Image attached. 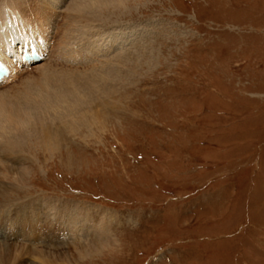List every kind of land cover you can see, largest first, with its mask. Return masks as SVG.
<instances>
[{
    "label": "rangeland",
    "instance_id": "374dc122",
    "mask_svg": "<svg viewBox=\"0 0 264 264\" xmlns=\"http://www.w3.org/2000/svg\"><path fill=\"white\" fill-rule=\"evenodd\" d=\"M17 1L33 22L49 13L51 46L69 8L101 48L99 37L135 36L96 74L120 82L107 104L117 117L101 126L102 105L84 104L73 129L8 145L0 264H264V0ZM13 22L0 35L40 31ZM86 209L95 221L72 223ZM99 213L117 219L114 244L67 256L105 225Z\"/></svg>",
    "mask_w": 264,
    "mask_h": 264
},
{
    "label": "bare ground",
    "instance_id": "6f19581e",
    "mask_svg": "<svg viewBox=\"0 0 264 264\" xmlns=\"http://www.w3.org/2000/svg\"><path fill=\"white\" fill-rule=\"evenodd\" d=\"M104 1L105 0H96V2L101 4ZM20 3L21 2H18L17 0H6L1 3L0 27L3 23L7 26V19H12V22L14 20L18 21L24 27H33L34 25H37L40 31L34 27L30 29V32L20 31L21 33L18 35H15L16 33H6L5 29V31L3 30V32H1L0 60L4 61L9 67V74L0 82V89H2V86H5L4 84L8 86L17 81L20 74L22 75L30 65H35L31 69L35 68L37 74L35 76H21L19 78L20 86H17L19 87L18 90L15 88L16 85H9L7 88L0 90L1 165H6L8 160V157L6 156V152L10 150L8 145H12L14 142L19 143L23 141L21 139H24L26 134H37V131H40L41 128L52 127V130H54V128L61 122L64 125L71 124L73 122L72 119H74H69L71 114L74 112L78 113L80 108L81 112H84L83 114H87L86 111H83L82 109L84 108V104H89L90 106L92 104L102 105V116H100V118L97 117L98 124H101V126L106 125L108 116L117 117L119 112L108 110L107 104L109 100L108 97L113 95H111V91L115 93L114 88L119 85L120 82L116 77H112L111 80L109 75L100 80V77L96 74L100 73L101 75H104V70L108 68L110 61L108 62L107 60L104 62V57L114 53L125 52L127 43L124 44V38L130 40L134 39L135 36V34H131L132 36L129 34L125 36L121 35L119 37L113 33V37H110L111 39H108L107 41L104 36L99 37V40L103 39L101 41H104L102 45L103 48H101L100 45L92 42V37L96 38L99 36V33H97L92 27H83L81 24L83 23V20H80L81 18H79V16L73 15L71 12L68 14L69 10H71L69 8L65 15L64 24L60 30L58 29V32H56L54 36L52 35V40L57 39V44L55 40L54 46H51L49 45V43H51V34L48 28L49 24H46L47 20L45 21V18L49 13L43 10L42 7H39L37 10L38 16H34L37 20L36 22H33L30 19H27V15H23L20 11ZM78 3L79 2H77V4ZM77 6L79 7V5ZM80 6L82 5L80 4ZM86 6L88 7V5ZM12 24H14V22ZM10 29L14 32L13 28ZM83 33L87 34H85V39L82 41L81 36L84 35ZM91 33L94 35L91 36ZM81 42H83V45ZM77 43L78 49L75 47ZM25 49L41 50V53L45 58L36 63H26L21 55L22 51ZM93 56H96L95 60L100 59L98 62L100 65L97 64L95 67H88V70L85 69L82 71H72L64 68V65L69 64L85 65L86 63H92L95 61L93 60ZM44 60H47L48 62L46 61L47 63L42 64V61ZM37 63L40 64L37 65ZM113 66L116 68L118 67L115 65V62ZM108 71L111 76H114L113 68L108 69ZM87 111L89 112V110ZM86 119H88V117H86ZM69 127L72 128L71 125H69ZM86 211L87 209L82 211V213H75L76 215H74L76 217L74 216L75 218H72V223H85V226H89L88 223L95 221L94 214L90 215L84 213ZM81 217H83V219ZM97 217L105 222V225L99 227L95 223V226H93L95 234L85 238L90 240L87 243H81L82 239L76 240L74 244L76 245V251L71 255L70 253L67 254V256L73 255L72 257L74 258L76 253V259L79 257H86L106 248L107 245L114 244L113 236L115 232L114 228L118 223L117 219L114 215L111 216L106 214V216H104L101 213H99ZM100 231L105 234V231H109L110 234H103L104 236L97 239L95 235L101 233ZM3 247L9 249L10 246L4 245Z\"/></svg>",
    "mask_w": 264,
    "mask_h": 264
}]
</instances>
